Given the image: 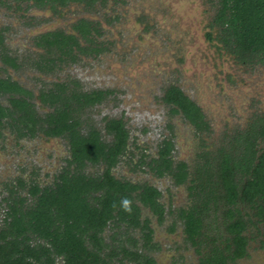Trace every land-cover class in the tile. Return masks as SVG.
I'll return each instance as SVG.
<instances>
[{"label": "trees", "instance_id": "obj_1", "mask_svg": "<svg viewBox=\"0 0 264 264\" xmlns=\"http://www.w3.org/2000/svg\"><path fill=\"white\" fill-rule=\"evenodd\" d=\"M7 1L10 0H0V6ZM12 1L16 9L25 3L27 8H49L54 12L75 3L90 13L98 2L104 3V0ZM210 2L216 13L209 26L217 30L215 39L241 64L256 62L264 66V0ZM98 26L82 18L73 25L74 33L56 30L37 36L35 45L42 52L32 60L33 68L50 74L63 66L78 64L82 56L100 55L103 48L95 38L100 35ZM207 37L214 39L212 33ZM0 61L3 70L21 68L18 58L6 46L2 31ZM113 93V90L84 91L77 80L55 82L39 91L41 106L49 109L41 114L31 90L9 75L0 76V98L7 101V105L0 103V129L9 128L18 139L34 138L39 133L48 138H62L70 153L68 167L53 186L42 187L35 179L25 181L21 177L16 178L15 184L5 185L8 194L0 200V207L3 204L5 207L0 221V264L156 263L148 255L159 249L158 244H152L151 218L141 217L147 209L159 224L164 222L166 211L160 202L161 191L147 183L114 176L113 169L122 157L128 156L132 162L136 156L129 148L130 132L122 119L105 118L103 134L88 116L89 110ZM162 100L170 107V115L181 114L195 130L210 131L200 107L179 87L166 88ZM261 121L259 118L233 135L217 155L199 154L203 161L195 166L174 160L170 138L160 142L157 157L148 159L141 150L134 164L133 169L145 166L158 178H171L176 186L189 185L194 200L187 210L177 212V219L182 222L186 239L193 244L201 245L204 228L211 225L210 215L216 218L217 211L222 212L228 234L226 246L214 247L199 264H230L247 258L249 243L260 236L264 238V148L258 147V141H264ZM135 148L139 147L135 144ZM89 165L97 168L104 165V169L86 173ZM20 190H26L27 196H21ZM123 197L133 201L131 214L120 206ZM123 227L126 228L121 233ZM107 229L115 230L108 235L112 241L105 237ZM135 230H139V239L133 235ZM169 230H175V221Z\"/></svg>", "mask_w": 264, "mask_h": 264}, {"label": "rangeland", "instance_id": "obj_2", "mask_svg": "<svg viewBox=\"0 0 264 264\" xmlns=\"http://www.w3.org/2000/svg\"><path fill=\"white\" fill-rule=\"evenodd\" d=\"M15 6L12 0L0 6V31L21 68L3 70L0 61V76L9 75L31 90L41 114L49 109L41 106L39 91L55 82L77 80L84 91H114L104 103L89 110L88 116L103 134L105 118L122 119L130 132L129 148L136 156L132 162L128 156L122 157L113 169L114 176L147 183L161 191L164 222L159 224L147 209L141 217L151 218L152 244H158L159 249L148 255L156 260L155 264H199L214 247L224 249L228 234L221 211H217L216 218L210 215L211 225L204 228L201 245L193 244L186 239L182 222L177 219V212L187 210L194 200L189 185L176 186L171 178H158L145 166L133 169L141 150L148 159L157 157L164 138L172 140L175 161L195 166L203 161L199 154L217 155L220 147L252 122L262 118L264 124V66L256 62L241 64L215 39L217 30L209 27L216 14L210 0H104L91 13L75 3L55 12L27 8L25 3L17 9ZM82 18L99 24L100 35L95 38L103 48L100 55L82 56L78 64L63 66L50 74L34 69L32 60L42 52L35 45L37 36L56 30L74 33L73 25ZM208 33L215 40H209ZM171 85L179 87L200 107L210 131L199 132L181 114L170 115V107L162 97ZM0 103L7 105L5 98H0ZM258 142L259 149L264 148V141ZM69 158L62 138L39 133L34 138L18 139L9 128L0 129V200L8 194L5 185L15 184L18 177L35 179L42 187L53 186L68 167ZM98 167L89 165L86 173L102 172L104 165ZM19 193L27 196L26 190ZM4 210L3 204L0 221ZM174 221L175 230L170 232ZM251 230L256 232L255 228ZM114 232L107 229L105 237L108 239ZM133 233L139 239V230ZM262 239L260 236L249 243V257L230 264H264Z\"/></svg>", "mask_w": 264, "mask_h": 264}, {"label": "clouds", "instance_id": "obj_3", "mask_svg": "<svg viewBox=\"0 0 264 264\" xmlns=\"http://www.w3.org/2000/svg\"><path fill=\"white\" fill-rule=\"evenodd\" d=\"M132 204H133V201L131 198L129 197H123L121 198V201H120V206L122 208V210L128 214H131L133 209H132ZM113 208L116 207L115 203H113L112 205Z\"/></svg>", "mask_w": 264, "mask_h": 264}]
</instances>
